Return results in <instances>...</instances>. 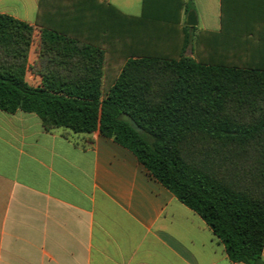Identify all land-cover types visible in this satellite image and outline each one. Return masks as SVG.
Here are the masks:
<instances>
[{
    "label": "trees",
    "instance_id": "obj_1",
    "mask_svg": "<svg viewBox=\"0 0 264 264\" xmlns=\"http://www.w3.org/2000/svg\"><path fill=\"white\" fill-rule=\"evenodd\" d=\"M173 18L146 8L117 20L116 44L124 46L125 28L132 41L103 95L105 50L47 28L40 60L48 72L31 86L36 28L0 14V110L34 113L47 132L114 139L206 222L232 262L264 264V48L208 38L194 59L188 35L175 58L164 52L173 25L161 24Z\"/></svg>",
    "mask_w": 264,
    "mask_h": 264
},
{
    "label": "crops",
    "instance_id": "obj_2",
    "mask_svg": "<svg viewBox=\"0 0 264 264\" xmlns=\"http://www.w3.org/2000/svg\"><path fill=\"white\" fill-rule=\"evenodd\" d=\"M263 7L264 0H0V14L36 28L31 86L48 72L40 60L47 28L105 50L103 95L126 61L109 52L118 19L139 18L146 8L173 16L161 23L177 35L176 47L166 38L165 54L179 58L189 35L185 54L198 59L208 38L264 48ZM123 40L126 48L131 29ZM66 133L47 132L34 113L0 110V264H244L230 260L206 222L130 149L100 133Z\"/></svg>",
    "mask_w": 264,
    "mask_h": 264
},
{
    "label": "rangeland",
    "instance_id": "obj_3",
    "mask_svg": "<svg viewBox=\"0 0 264 264\" xmlns=\"http://www.w3.org/2000/svg\"><path fill=\"white\" fill-rule=\"evenodd\" d=\"M264 8V7H263ZM262 11H264V9H261ZM142 31L143 30H141V31H139V33L138 34H135L136 35V37H139L140 36V34L142 33ZM176 33H173V35H172V42H170L169 44L173 47V46H175L176 47V43H175V41H176ZM143 37V36H142ZM145 39V38H144ZM117 40V39H116ZM128 41V40H127ZM130 41H132V40H129V42H127V43H130ZM119 43V42H118ZM107 50H109V48H107ZM111 51L113 52V51H116L117 52V54H119L120 56H121V58H125L126 57V54H125V51H127V49L124 47V46H121V45H117L116 44V42H115V47H110V50H109V52L111 53ZM168 51H169V49H168ZM113 55H111V57H112Z\"/></svg>",
    "mask_w": 264,
    "mask_h": 264
},
{
    "label": "water",
    "instance_id": "obj_4",
    "mask_svg": "<svg viewBox=\"0 0 264 264\" xmlns=\"http://www.w3.org/2000/svg\"><path fill=\"white\" fill-rule=\"evenodd\" d=\"M196 24H197L196 15H195L194 11H191L188 14V25L194 26ZM127 120L131 123V125L133 126L134 129H136L137 131H140V128L137 126L136 123H134V121H132L130 119H127Z\"/></svg>",
    "mask_w": 264,
    "mask_h": 264
}]
</instances>
